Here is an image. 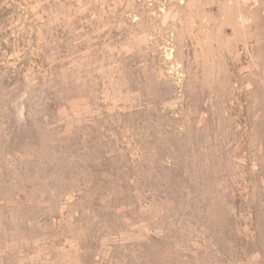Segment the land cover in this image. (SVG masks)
I'll return each mask as SVG.
<instances>
[{
  "label": "rangeland",
  "instance_id": "374dc122",
  "mask_svg": "<svg viewBox=\"0 0 264 264\" xmlns=\"http://www.w3.org/2000/svg\"><path fill=\"white\" fill-rule=\"evenodd\" d=\"M0 264H264V0H0Z\"/></svg>",
  "mask_w": 264,
  "mask_h": 264
}]
</instances>
